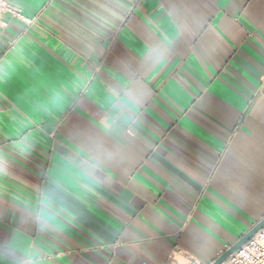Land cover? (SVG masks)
Returning <instances> with one entry per match:
<instances>
[{"label":"crops","instance_id":"obj_1","mask_svg":"<svg viewBox=\"0 0 264 264\" xmlns=\"http://www.w3.org/2000/svg\"><path fill=\"white\" fill-rule=\"evenodd\" d=\"M12 1L0 264H211L264 218V0Z\"/></svg>","mask_w":264,"mask_h":264},{"label":"built area","instance_id":"obj_2","mask_svg":"<svg viewBox=\"0 0 264 264\" xmlns=\"http://www.w3.org/2000/svg\"><path fill=\"white\" fill-rule=\"evenodd\" d=\"M9 17L31 22V19L26 17L22 9L12 0H0V25H5ZM169 261L172 264H208L195 259L181 249H174L169 255ZM221 264H264V227L232 252Z\"/></svg>","mask_w":264,"mask_h":264},{"label":"water","instance_id":"obj_3","mask_svg":"<svg viewBox=\"0 0 264 264\" xmlns=\"http://www.w3.org/2000/svg\"><path fill=\"white\" fill-rule=\"evenodd\" d=\"M264 227V218L245 234L241 239H239L234 245L229 247L224 253H222L213 263L211 264H221L232 252L241 247L249 238H251L258 230Z\"/></svg>","mask_w":264,"mask_h":264}]
</instances>
